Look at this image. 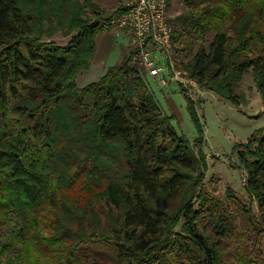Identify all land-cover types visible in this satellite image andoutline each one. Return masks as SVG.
Here are the masks:
<instances>
[{
	"label": "trees",
	"instance_id": "obj_1",
	"mask_svg": "<svg viewBox=\"0 0 264 264\" xmlns=\"http://www.w3.org/2000/svg\"><path fill=\"white\" fill-rule=\"evenodd\" d=\"M29 1L0 0V228L11 224L0 231V264H40L50 255L57 264H105L98 247L91 251L99 243L119 264H264L258 239L235 231L227 205L264 233V128L237 150L250 202L227 188L223 203L202 186L203 153L176 132L131 50L77 86L96 35L121 6L103 19L82 16L76 3L63 24V0L49 13L45 0ZM184 1L195 33L213 31L181 65L184 74L239 104L235 87L251 69L264 99V0ZM45 21L74 33L59 44ZM247 238L250 249L241 245Z\"/></svg>",
	"mask_w": 264,
	"mask_h": 264
},
{
	"label": "rangeland",
	"instance_id": "obj_2",
	"mask_svg": "<svg viewBox=\"0 0 264 264\" xmlns=\"http://www.w3.org/2000/svg\"><path fill=\"white\" fill-rule=\"evenodd\" d=\"M20 1L30 4L29 0ZM45 1L44 10L49 13L54 0ZM62 3V13L59 17L63 24H66V21L77 10L76 3L81 9L82 16H86L87 12L95 11L94 13L103 19L121 6L120 0H63ZM68 8L69 10H67ZM188 9L184 0H168L167 14L172 19L178 34L174 39L173 57L177 63L176 69L179 71L178 77L170 72L164 75L162 81L159 76L149 77L144 73L146 84L153 92L161 110L170 118L176 132L187 140L195 152L203 153L206 169L202 186L223 203L227 201L225 192L227 188L232 189L239 201L249 203V197L244 189L246 172L240 163L237 150L241 149L239 144L246 142L253 133L264 128V99L255 86L251 69L242 76L235 87V92L244 97L239 104H233L219 97L212 91L199 86L193 79L184 74L181 65L190 59L200 45L206 47L213 35V31H207L201 38L195 33V28L192 27L189 19L183 16ZM44 25L50 28L51 33H53L48 39H53L59 44H64L69 36L74 33L72 32L67 36L63 35V30L56 22L48 25V22L45 21ZM42 38L45 40L47 36L44 35ZM95 42L96 48L89 64L91 68L78 72L75 78L77 86H84L98 79L102 69L119 62L122 56L130 50L129 32L119 29L111 23L96 35ZM101 59L104 60V64H101ZM185 93L194 102L199 127L202 131L201 135L198 133V126L188 111ZM199 136L201 139L198 141ZM115 167L117 174L122 167L121 165H115ZM227 205L234 215L235 231L242 230L247 235L250 231L251 237L256 236L259 241L260 256L264 257V233L257 234V231L249 230L256 228H252L247 220L239 215L230 201L227 202ZM252 209L254 215H258L255 204L252 205ZM100 217L101 221L104 222L105 218L102 213L99 214ZM87 225L86 229L92 231L93 225ZM9 227L11 224L1 227L0 231H7ZM241 242L239 243L243 248L250 249L249 238ZM95 247L103 252V255L100 253V258L105 264H119L111 248L102 243L94 244L91 248L92 253L99 250ZM44 258L40 259V264H45L46 261L48 264H57L53 255H50L48 259Z\"/></svg>",
	"mask_w": 264,
	"mask_h": 264
},
{
	"label": "built area",
	"instance_id": "obj_3",
	"mask_svg": "<svg viewBox=\"0 0 264 264\" xmlns=\"http://www.w3.org/2000/svg\"><path fill=\"white\" fill-rule=\"evenodd\" d=\"M121 10L110 23L129 32L132 61L149 77L175 74L173 30L168 0H120Z\"/></svg>",
	"mask_w": 264,
	"mask_h": 264
},
{
	"label": "crops",
	"instance_id": "obj_4",
	"mask_svg": "<svg viewBox=\"0 0 264 264\" xmlns=\"http://www.w3.org/2000/svg\"><path fill=\"white\" fill-rule=\"evenodd\" d=\"M104 60L103 59H101V64H104V62H103ZM89 68H91L90 66H89ZM105 69H106V67H105ZM105 69H102V72H100V74H99V77L103 74V72L105 71Z\"/></svg>",
	"mask_w": 264,
	"mask_h": 264
}]
</instances>
